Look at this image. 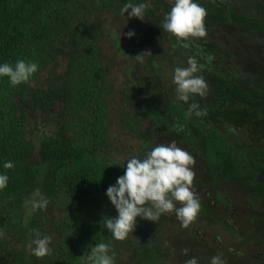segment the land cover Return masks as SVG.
Wrapping results in <instances>:
<instances>
[{
	"label": "trees",
	"instance_id": "trees-1",
	"mask_svg": "<svg viewBox=\"0 0 264 264\" xmlns=\"http://www.w3.org/2000/svg\"><path fill=\"white\" fill-rule=\"evenodd\" d=\"M125 2L0 0V62L14 65L24 59L39 66L29 83L12 86L8 77L0 78V164L14 162L11 169L0 167L9 176L7 187L0 190V264H84L80 255L98 242L111 244L109 254L115 253L116 264H184L191 256L199 264H209L216 254L225 264H264V218L257 213L263 211V204L255 201L257 206L251 207L248 228L228 224L216 214L215 202L226 204L228 197L217 190L215 198L203 197L202 186L208 184L195 172L192 190L201 208L187 227H181L174 213L162 214L156 222L138 217L133 232L121 241L113 240L103 226L105 219L117 214L106 188L123 174L117 164L128 157L126 152L119 157L115 148L107 152L112 144L111 124L118 123L134 138L133 148L142 157L151 147L172 141L187 150L184 133L191 131L194 142L204 141L209 162L201 163L209 178L217 136L201 115L188 114V103L176 99L173 69L186 67L188 56L176 38L159 26L170 10V0H146L150 6L143 21L121 13ZM255 3L257 11L249 7L250 14L264 7V1ZM250 20L257 27L263 22ZM218 23L225 33L234 28L223 17ZM130 29L136 33L131 38L124 35ZM125 51L135 59L126 67L129 81H119L123 85L117 89L113 69L122 64L116 56ZM138 54L145 59H137ZM217 89L223 104L230 102L229 94H239L248 105L264 102V90L249 91L225 80ZM115 91L120 105L114 111L108 97ZM55 108L60 109L59 126L53 121L39 124L42 127L33 140L27 111L52 114ZM260 151L264 152V145ZM241 163L252 176L264 173V157L245 153ZM35 189L47 197L45 209H32L29 201ZM32 229L52 238L51 251L43 257L32 255L26 247ZM205 232H211L208 242L201 237ZM259 244L263 249L257 255ZM238 246L245 247V253ZM183 249H188L187 254Z\"/></svg>",
	"mask_w": 264,
	"mask_h": 264
},
{
	"label": "flooded vegetation",
	"instance_id": "flooded-vegetation-1",
	"mask_svg": "<svg viewBox=\"0 0 264 264\" xmlns=\"http://www.w3.org/2000/svg\"><path fill=\"white\" fill-rule=\"evenodd\" d=\"M255 1L264 0H198L207 13V37L200 42L201 45L196 44L197 40H192L188 41L189 47H183L188 57L195 56L198 63L203 65L198 73L203 75L208 84L207 95H196L193 99L205 113L201 115L202 121L211 125L217 134L212 143L210 178L201 163L209 162L204 153V141L194 142L191 131H188L184 133V145L194 158L193 171L198 173L204 184H208L207 187L202 186L203 197L215 198V190L228 197L223 205L215 199L218 203L216 214L228 224L243 229L250 224L248 218L254 212L251 207L257 206L255 201L259 205L263 204V211L257 213L264 218V173L252 176L245 164H239V160H244L245 153L252 157H264V152L260 151L264 145V102L248 105L239 94H229L230 102L223 104L225 102L219 99L217 88L220 81L225 80L249 91L264 90V19L260 17L264 15V7L258 13L250 14L249 7L256 10ZM218 9L221 14H215ZM221 17L233 25L232 32L225 33L219 29L222 28L218 23ZM252 17L263 21L261 27L251 24ZM208 34L213 35V39H209ZM209 42H216L218 46L212 47ZM201 131L202 128L198 132L199 137H202ZM196 162L199 171L195 167ZM201 237L208 242L212 237L211 232L202 233ZM258 246L261 249L256 251L260 255L263 247L260 244ZM237 248L245 253V247Z\"/></svg>",
	"mask_w": 264,
	"mask_h": 264
},
{
	"label": "clouds",
	"instance_id": "clouds-1",
	"mask_svg": "<svg viewBox=\"0 0 264 264\" xmlns=\"http://www.w3.org/2000/svg\"><path fill=\"white\" fill-rule=\"evenodd\" d=\"M170 3V10L165 13L159 26L174 36L178 45L187 48L191 38L206 36L207 13L198 0H170ZM149 6L146 0L138 3L128 0L122 5L121 13L143 21ZM135 34L134 29L124 33L129 38ZM136 57L142 58L140 54ZM202 67L195 56H189L186 67L177 66L173 69L172 82L176 99L189 104V115L203 114L198 102L193 99L196 95H207L208 84L202 75H197ZM38 68L36 62L24 59H18L14 65L0 62V78L8 77L12 86L29 83ZM193 164V156L175 141L157 144L147 150L143 157L130 155L118 163L124 169L123 174L105 191L117 213L105 219L103 224L112 239L124 240L133 232L138 217L156 222L162 214L174 213L181 227H187L193 222L201 208L199 198L192 190L195 173L190 166ZM0 167L11 169L14 162L4 160ZM8 182L7 172H0V190L5 189ZM32 197L29 203L33 210L47 207L49 201L39 189L34 190ZM32 233L27 249L36 257L45 256L51 251V236L43 235L37 229H32ZM111 247L110 243L98 242L80 256L84 264H116L115 253L109 254ZM183 252L187 254L188 249H183ZM184 264H199V260L191 256ZM209 264H225V260L221 254H216L210 257Z\"/></svg>",
	"mask_w": 264,
	"mask_h": 264
},
{
	"label": "rangeland",
	"instance_id": "rangeland-1",
	"mask_svg": "<svg viewBox=\"0 0 264 264\" xmlns=\"http://www.w3.org/2000/svg\"><path fill=\"white\" fill-rule=\"evenodd\" d=\"M206 37H207V34L203 38H200V37L191 38L189 41H192V40L196 41L197 40L196 44L201 45L202 43H200V42L202 40H204V38H206ZM110 43H111L110 41L107 42V46H110ZM116 58H118V61L121 60V62H122V64L120 63L118 66H116L113 69L114 77H116L117 82H118L116 88L119 89V86L123 85L122 83H120V82H122V80L124 82L129 81V80H127L126 67L128 66V64H133V60L135 58H134V55H132V53L128 52V51H125L124 53L123 52L120 53V55L116 56ZM143 59H145L144 56H142V60ZM60 68L62 70L61 66H59V69ZM169 74H172V73H170V70H169ZM167 81L170 82L169 80H167ZM108 102L110 104L109 106L111 107V109L115 111L117 109V107L120 105V100L118 99L117 92L114 93L112 96L108 97ZM59 110H60L59 108H55V112L52 114H47V113L41 114L40 113L38 115L36 113L27 111L26 122L32 126L31 128H34L29 133L33 140L37 139V133H36L37 129L39 130L42 126H46L48 124V122L53 121V122L57 123L56 124L57 126H59V122L56 120L57 119L56 114L58 117ZM115 114H117V113L115 112ZM115 114H111L113 116V120H116ZM41 123L43 124L42 126L39 125ZM109 137L111 139V142H112L111 145L112 146L110 145V148L107 149L108 150L107 152H113V150L111 148H115L118 150L117 155L119 157L121 156V158H123L125 152H126V154H128V156L135 155V156L142 157L140 154H138L139 153L138 149L133 148V144L135 143L134 138H132V136H130V135H127L125 129L123 127H121L118 123H115V124L113 123L109 126ZM35 157H36L35 152H33L32 153V159H34ZM55 214H56V212H54V215Z\"/></svg>",
	"mask_w": 264,
	"mask_h": 264
}]
</instances>
